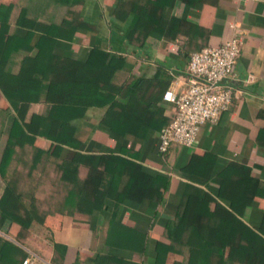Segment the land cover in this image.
Segmentation results:
<instances>
[{
  "label": "crops",
  "instance_id": "1",
  "mask_svg": "<svg viewBox=\"0 0 264 264\" xmlns=\"http://www.w3.org/2000/svg\"><path fill=\"white\" fill-rule=\"evenodd\" d=\"M72 10L86 25L74 40L62 42L59 50L83 60L97 46L117 54L124 63L111 79L110 95L118 103L108 117L111 123L103 120L107 106L91 107L75 121L79 148H66L64 155L71 157L75 150L119 155L128 160L127 166L134 164L139 195L143 184L151 180L146 175L167 177V188L161 186L164 199L155 208L147 199H128L118 207L107 199L92 213L56 214L47 225L32 224L26 245L8 235L9 220L0 225V235L28 251L30 264H154L156 242L172 243L166 227L186 195L207 193L224 204L217 197L218 173L224 167L247 165L264 187V0H79ZM65 11L50 8L40 19L60 21ZM236 34L241 37V52L228 80L234 91L230 109L216 123L202 126L194 146L174 144L168 153H161L160 133L176 112L164 94L186 89L193 52L220 45ZM45 108L33 104L29 115ZM10 123L11 119L3 127L5 132ZM87 173L88 168L81 166V178ZM128 180L127 175L122 178L121 190ZM2 192L3 187L0 196ZM261 201L258 207L247 206L242 215L252 226L260 222ZM214 208L213 202L197 207L201 212ZM125 227L146 233L145 248L139 237L115 232H125ZM55 242L66 246L63 259L55 251ZM178 256L174 253L167 264H188L187 248H183L182 263Z\"/></svg>",
  "mask_w": 264,
  "mask_h": 264
},
{
  "label": "trees",
  "instance_id": "2",
  "mask_svg": "<svg viewBox=\"0 0 264 264\" xmlns=\"http://www.w3.org/2000/svg\"><path fill=\"white\" fill-rule=\"evenodd\" d=\"M77 2L0 0V225L9 220L8 235L22 245L34 222L47 225L56 214L92 213L107 199L116 207L128 199H147L155 208L164 199L161 186L167 188L169 183L161 174L146 175L151 183L143 184L139 195V176L125 158L79 150L71 157L64 155L66 148H79L75 121L91 107L107 106L103 120L111 123L108 117L118 105L110 95L111 79L124 63L97 46L83 60L59 50L86 25L72 10ZM59 7L66 10L60 21L40 19L41 13ZM33 104L46 108L29 115ZM81 166L88 168L85 178L80 176ZM125 175L129 180L121 190ZM218 176L217 197L224 204L207 193L186 195L166 227L172 243L156 242L154 264H167L174 253L182 263L183 248L189 251L188 264H264V208L256 226L242 218L247 206L261 204L264 187L244 164L231 163ZM208 202L214 203L213 212L197 209L199 203ZM125 229L115 232L139 237L146 246V233ZM17 242L0 235V264H23L30 255ZM54 248L63 259L66 246L55 242Z\"/></svg>",
  "mask_w": 264,
  "mask_h": 264
},
{
  "label": "built area",
  "instance_id": "3",
  "mask_svg": "<svg viewBox=\"0 0 264 264\" xmlns=\"http://www.w3.org/2000/svg\"><path fill=\"white\" fill-rule=\"evenodd\" d=\"M240 52L241 37L236 34L220 45L192 53L186 89L181 93L168 90L164 94V100L172 102L176 112L172 122L160 133L161 153H168L174 144L194 146L202 126L216 123L220 115L230 109L234 91L228 80ZM30 261L27 257L23 264H30Z\"/></svg>",
  "mask_w": 264,
  "mask_h": 264
}]
</instances>
